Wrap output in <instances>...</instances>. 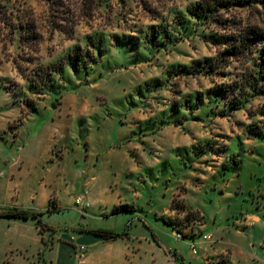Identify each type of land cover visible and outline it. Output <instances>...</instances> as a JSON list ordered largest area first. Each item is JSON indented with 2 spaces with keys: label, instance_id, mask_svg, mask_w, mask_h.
Returning a JSON list of instances; mask_svg holds the SVG:
<instances>
[{
  "label": "rangeland",
  "instance_id": "rangeland-1",
  "mask_svg": "<svg viewBox=\"0 0 264 264\" xmlns=\"http://www.w3.org/2000/svg\"><path fill=\"white\" fill-rule=\"evenodd\" d=\"M200 1L0 0V210L52 226L0 217V264H264V40L212 41L264 0Z\"/></svg>",
  "mask_w": 264,
  "mask_h": 264
},
{
  "label": "trees",
  "instance_id": "trees-1",
  "mask_svg": "<svg viewBox=\"0 0 264 264\" xmlns=\"http://www.w3.org/2000/svg\"><path fill=\"white\" fill-rule=\"evenodd\" d=\"M215 5L224 6V7H230L235 4L239 5H246L249 3L250 0H214ZM202 3L201 1L196 4L195 6H192L191 9H189V12L195 15L201 16L202 14L206 15L207 12H211L214 8L212 7V1L205 0ZM35 39V35L32 34H25L20 36V42L21 44L25 46H29L33 42L31 40ZM264 40V31H261L259 29H256L255 27L245 29L243 33L238 32L237 35H228V36H215L213 37L212 41L215 44H229V47L224 48V51H221L220 53H226L227 55H238V54H249L251 52V49L253 48L252 45L254 42H260V40ZM259 51V61H257L258 64V70L256 73H251V78H247V81L245 83H241L242 86H250L253 90L258 91L261 90L258 88L259 83L261 80L264 81V45L261 48H258ZM215 60H218L219 57H215ZM229 88L226 90V92H234L237 90L232 87V85H227ZM239 102L240 100H234L231 102L233 109L239 108ZM34 110V109H33ZM174 200V199H173ZM171 208L174 209V201H172ZM181 211L185 210V205L181 204L179 207ZM119 209H116L114 211H118ZM189 211V210H188ZM43 215V212H37V211H31L28 209H22V208H10L7 210H0V217L3 218H18L23 220L33 219L36 221L39 229V233H42L45 230L51 229L52 226H49L45 224L42 221L41 216ZM162 220L166 222L165 217H161ZM85 232H89L98 238L102 240H115L118 238L126 237L128 236L127 230L123 231H114L111 229H105V228H95V229H83ZM43 240V239H42Z\"/></svg>",
  "mask_w": 264,
  "mask_h": 264
},
{
  "label": "built area",
  "instance_id": "built-area-1",
  "mask_svg": "<svg viewBox=\"0 0 264 264\" xmlns=\"http://www.w3.org/2000/svg\"><path fill=\"white\" fill-rule=\"evenodd\" d=\"M80 200L78 199L76 202H79ZM190 249L192 251V253H196L197 252V248L195 247L194 243L190 244Z\"/></svg>",
  "mask_w": 264,
  "mask_h": 264
},
{
  "label": "crops",
  "instance_id": "crops-1",
  "mask_svg": "<svg viewBox=\"0 0 264 264\" xmlns=\"http://www.w3.org/2000/svg\"><path fill=\"white\" fill-rule=\"evenodd\" d=\"M81 243H82V242H81ZM86 257H88V255H87V254L84 256V259H83V260H85V259H86Z\"/></svg>",
  "mask_w": 264,
  "mask_h": 264
}]
</instances>
